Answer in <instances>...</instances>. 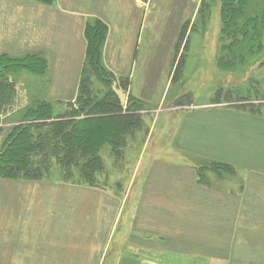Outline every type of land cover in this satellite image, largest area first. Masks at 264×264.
<instances>
[{
    "label": "crops",
    "instance_id": "crops-1",
    "mask_svg": "<svg viewBox=\"0 0 264 264\" xmlns=\"http://www.w3.org/2000/svg\"><path fill=\"white\" fill-rule=\"evenodd\" d=\"M153 1L156 13L150 5L143 10L140 0H0V61L27 58L34 65L9 73L19 105L4 116L23 109L26 114L32 101L58 102L59 111L76 102L86 59L85 28L93 20L106 26L101 62L126 93L125 103L132 98L160 107L167 99L176 41L184 23L189 29L191 0L148 3ZM160 68L165 83L159 93ZM174 109L175 154L162 139L146 153L156 117L148 125L144 115L141 127L125 135L123 153L111 154L108 144L101 147H108L103 162L135 163L120 167L107 186L13 179L5 189L7 205L35 211L39 228L38 237L23 235L16 242L20 238L27 251L30 243L45 251L51 198L52 209L70 219L82 210L87 217V205L100 213L89 218V250L100 242L103 259L116 242L118 264L129 259L135 264H264V109L193 101ZM143 127L149 134L142 141L135 134ZM132 166L124 185L122 173ZM23 218L30 222V216Z\"/></svg>",
    "mask_w": 264,
    "mask_h": 264
},
{
    "label": "rangeland",
    "instance_id": "rangeland-1",
    "mask_svg": "<svg viewBox=\"0 0 264 264\" xmlns=\"http://www.w3.org/2000/svg\"><path fill=\"white\" fill-rule=\"evenodd\" d=\"M148 1L140 0L141 8L145 10L150 5L152 13L158 12L159 10L155 8L154 1L151 4ZM219 6L220 2L218 0H202V3L201 0H191L189 29L187 23H184L183 31L176 41L177 47L173 57L171 80L165 90L167 92L166 102L161 104L160 107L154 106L151 108L140 104L139 108L135 110L137 115L135 119L136 126L131 130L130 133L132 134L135 133L134 129L137 126L141 127V124L145 122L144 115L148 116V125L152 118L156 117L152 120V122H156V127L153 132H150L151 138L146 146V153L155 149V145L159 143L156 141L162 139L164 143H168L170 154H175V151L171 149V141L175 134L173 131L178 123L172 118L176 115L174 113L178 109H169L167 104H169L168 100L171 101L178 96L190 94V101L197 104L201 102H225L250 111L264 109V25L261 27L259 37L255 38L260 44L257 45V42H254L253 49L247 50V47L243 45V47H240V51L239 48L236 53L234 51L238 61L234 64L236 59L232 48L230 50L222 48V45L228 43V41L221 38L222 21ZM242 10L240 17H245L244 15L247 14H259L260 19H262L264 0H247ZM233 64L234 66H232ZM140 69H138L137 75ZM162 70L159 69L160 74L157 77L158 83L156 84L159 93L163 90L165 83L161 77ZM1 73L2 77L14 86L15 91L14 79H11L7 73ZM91 80V84L93 83L92 85L95 88V94L92 93L93 98L99 99L102 94L110 90L111 82H99L92 75ZM117 88H119L118 85ZM13 104L14 106L19 105L12 97L7 104L0 105V112L2 113L0 115V150L4 147L5 139L9 136L12 126L18 123L6 124L11 121H21L23 115H25L23 109L21 112L19 110L15 114L4 116L7 109L11 110ZM34 104L32 101L29 106ZM52 105L57 111L63 109L58 102H53ZM147 133L143 127L142 131L135 134V136L140 135L143 141ZM124 144L125 140L122 147H120V151H118L119 154H121ZM107 153V146L99 151L103 167L101 171L96 172L94 175L96 186H107L120 167H129L135 164L115 163L112 165L111 162H103ZM118 153L111 151L113 155ZM52 163L53 165L47 172L45 181L89 187L85 183H79L83 180L80 178L77 168L72 169L71 175L68 176L53 161ZM133 167L126 168L122 173L120 182L124 185L129 184L134 173ZM66 176L69 181H62V178ZM12 181L17 180L0 177V264H118L120 257L118 249L121 246L117 245L116 242L110 244L109 254L103 259L100 258L102 250L100 242H94V251L89 250L91 245L88 242L89 218L91 215L95 217L100 213L95 212L94 208L89 210V205H87V217L83 216L85 211L82 210L77 217L75 211L74 218L70 219L64 211L58 212L54 208L52 209L51 198H47L46 220L44 221L45 251H37L35 243H30L28 251L24 250L23 247L27 245L19 242L20 238L16 242V237H23V235L38 237L37 216L35 211L21 212V210H15L12 206L7 205L8 200L5 189L12 186ZM24 214L27 218L30 216L29 223L23 218ZM195 260L199 261L200 259ZM200 262L201 264L205 263L202 260ZM124 264H135V260H124Z\"/></svg>",
    "mask_w": 264,
    "mask_h": 264
},
{
    "label": "trees",
    "instance_id": "trees-1",
    "mask_svg": "<svg viewBox=\"0 0 264 264\" xmlns=\"http://www.w3.org/2000/svg\"><path fill=\"white\" fill-rule=\"evenodd\" d=\"M218 1L222 21L221 38L228 41L222 48H232L235 64L238 62L235 55L238 48L240 51V47L245 45L247 50L253 49L254 42L258 41L255 38L259 37L264 25V15L262 19L259 14L240 17L247 0ZM183 28L184 25L180 34ZM106 31V26L99 20L86 25V59L76 102L66 104L63 111L55 110L50 102L36 103L27 108L23 120L12 126L0 150L1 178L45 180L53 161L68 176L72 169L77 168L83 180L79 183L96 186L94 175L103 167L99 155L101 147L108 144L112 152L120 151L125 135L136 126L135 110L141 104L129 98L124 107L111 87L99 99L92 97L95 88L91 84V75L99 82L108 81L112 85L114 81L101 62ZM22 67L34 68V65L27 58L0 61V105L7 104L14 94V86L2 77L1 72L9 75ZM66 178H62V181H69Z\"/></svg>",
    "mask_w": 264,
    "mask_h": 264
},
{
    "label": "water",
    "instance_id": "water-1",
    "mask_svg": "<svg viewBox=\"0 0 264 264\" xmlns=\"http://www.w3.org/2000/svg\"><path fill=\"white\" fill-rule=\"evenodd\" d=\"M111 89L117 95L119 102L123 105L125 103L126 93L122 89L117 88L116 82L112 83ZM190 99H191L190 94H188V95L184 94L183 96L178 97L174 101L170 102L168 104V107L169 108H175V107H180V106H187L190 103Z\"/></svg>",
    "mask_w": 264,
    "mask_h": 264
}]
</instances>
